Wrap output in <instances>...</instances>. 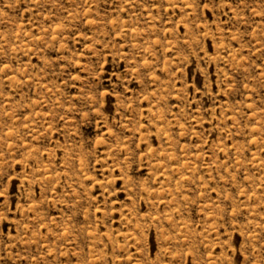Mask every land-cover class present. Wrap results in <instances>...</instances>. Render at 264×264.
<instances>
[{
  "label": "rangeland",
  "instance_id": "obj_1",
  "mask_svg": "<svg viewBox=\"0 0 264 264\" xmlns=\"http://www.w3.org/2000/svg\"><path fill=\"white\" fill-rule=\"evenodd\" d=\"M0 264H264V0H0Z\"/></svg>",
  "mask_w": 264,
  "mask_h": 264
}]
</instances>
